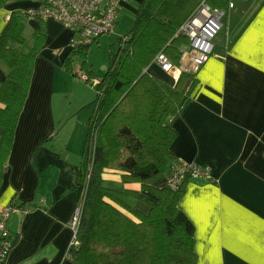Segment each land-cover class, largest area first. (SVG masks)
<instances>
[{
  "label": "crops",
  "instance_id": "1",
  "mask_svg": "<svg viewBox=\"0 0 264 264\" xmlns=\"http://www.w3.org/2000/svg\"><path fill=\"white\" fill-rule=\"evenodd\" d=\"M139 2L127 0L121 6L136 11ZM36 4L6 2L0 7V32L12 10ZM234 7L227 13V40L214 41L212 54L196 73L189 101L172 120L176 136L170 149L175 158L195 161L211 175L189 176L178 202L194 224L196 264H264V0H238ZM28 22L31 31L40 26L38 20ZM43 24L45 41L34 60L0 182V209L11 199L28 207L12 212L7 221L14 243L6 264H76L68 251L73 238L69 219L84 189V141L74 154L68 153V143L55 142L53 100L72 31L52 17ZM153 69L162 71L155 63L148 68ZM162 72L168 82L176 81ZM7 73L0 60V80ZM106 176L123 183L120 172ZM152 183L166 185L167 174ZM124 185L156 198L137 182ZM125 198L143 211L149 209L140 198Z\"/></svg>",
  "mask_w": 264,
  "mask_h": 264
},
{
  "label": "trees",
  "instance_id": "2",
  "mask_svg": "<svg viewBox=\"0 0 264 264\" xmlns=\"http://www.w3.org/2000/svg\"><path fill=\"white\" fill-rule=\"evenodd\" d=\"M8 1L0 0V7ZM201 1L140 0L130 30L118 37L111 65L97 78L99 92L84 139L86 169L76 241L68 250L76 264L197 263L194 224L178 206L189 176L177 188L152 183L167 174L176 159L170 149L176 136L172 120L189 101L197 76L182 71L170 83L148 68L159 51L179 61L181 45L188 41L179 27ZM205 1L227 4V0ZM28 19L25 9L12 10L0 32V60L8 67L0 80V182L28 95L34 60L46 37L45 19H37L40 26L27 39ZM91 43L71 46L69 41L61 65L69 70L73 53ZM85 64L84 58L81 66ZM109 171L120 172L124 184L137 182L156 198L139 188L112 186L106 176ZM129 195L146 201L149 209L143 211L129 203L125 198ZM8 203L28 208L13 199Z\"/></svg>",
  "mask_w": 264,
  "mask_h": 264
},
{
  "label": "built area",
  "instance_id": "3",
  "mask_svg": "<svg viewBox=\"0 0 264 264\" xmlns=\"http://www.w3.org/2000/svg\"><path fill=\"white\" fill-rule=\"evenodd\" d=\"M127 0H37L35 6L26 8V16L31 20L52 17L72 31L70 45L91 43L100 34L114 30L121 4ZM235 6L234 0H227L225 6L212 5L202 0L196 9L180 25L179 30L188 41L181 45L180 58L174 62L165 52L159 51L154 63L177 80L182 71L196 73L213 52L214 38L222 28V18ZM79 75L86 78L81 71ZM210 178L207 167L195 162L176 158L168 168L167 184L177 188L185 177ZM16 204L6 203L0 209V264L5 260L14 243L7 221L12 212L18 210ZM81 204H76L69 224L73 228L72 244L79 223ZM26 210V209H24Z\"/></svg>",
  "mask_w": 264,
  "mask_h": 264
},
{
  "label": "rangeland",
  "instance_id": "4",
  "mask_svg": "<svg viewBox=\"0 0 264 264\" xmlns=\"http://www.w3.org/2000/svg\"><path fill=\"white\" fill-rule=\"evenodd\" d=\"M234 1L238 7V0ZM235 8H231L229 13H227L230 15ZM228 18L227 14L222 18V28L216 34L214 41L224 43L227 40L226 37L230 23V19ZM134 19L135 11L121 6L114 30L100 34L82 51H75L72 55L73 59L71 60L69 70L65 67L64 72H58L56 75L53 100L57 120L55 133H57L59 140H55V142L58 144L68 143V153L74 154L80 148L81 139L82 143L84 141L88 127L87 121L94 112L95 99L99 92L96 85L97 78L101 79L104 71L111 65V54L117 52L118 49V37L130 30ZM25 24L24 35L27 39L31 40L32 29L30 23L27 20ZM84 58L86 64L81 66V61ZM89 68L91 69L90 71ZM81 71L89 75V77L87 79L81 77L79 75ZM157 71L153 69V72H150L155 76L157 73L159 74V78L164 79L166 75H163L162 71V73L160 72L161 74ZM111 182L110 184L117 188L124 186V183L121 182Z\"/></svg>",
  "mask_w": 264,
  "mask_h": 264
},
{
  "label": "water",
  "instance_id": "5",
  "mask_svg": "<svg viewBox=\"0 0 264 264\" xmlns=\"http://www.w3.org/2000/svg\"><path fill=\"white\" fill-rule=\"evenodd\" d=\"M106 68V67H105Z\"/></svg>",
  "mask_w": 264,
  "mask_h": 264
}]
</instances>
